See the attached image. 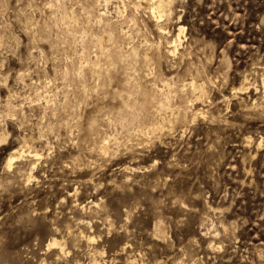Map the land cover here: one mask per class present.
<instances>
[{"label":"rangeland","instance_id":"rangeland-1","mask_svg":"<svg viewBox=\"0 0 264 264\" xmlns=\"http://www.w3.org/2000/svg\"><path fill=\"white\" fill-rule=\"evenodd\" d=\"M148 1L0 3V264H264V0Z\"/></svg>","mask_w":264,"mask_h":264},{"label":"clouds","instance_id":"clouds-1","mask_svg":"<svg viewBox=\"0 0 264 264\" xmlns=\"http://www.w3.org/2000/svg\"><path fill=\"white\" fill-rule=\"evenodd\" d=\"M0 3H3V9L5 13H10L14 11H18L21 14L23 13V9H15L11 7L12 0H0ZM152 0H149V6L151 5ZM15 4L19 5L20 0H15ZM44 7H49L47 4L41 5V7L36 10L42 11ZM29 9L33 8V5L30 3L28 5ZM13 19H19L18 15H14ZM163 19V17H161ZM163 31V29H161ZM20 37L19 36H10L4 37L0 36V48H3L4 51L0 52V56L5 57V60L8 59L6 53L12 52L15 55V48L19 47ZM5 60H0V71L6 72L3 76V79H0V85L4 87H9L8 81L12 76L10 71L6 70ZM21 81L19 78L16 79V84H20ZM12 95L18 96L19 93H15ZM16 110H20L22 115L23 105L21 103H17L15 105L9 104L7 110L0 111V157H2L9 149H11L16 141L22 138L28 129L26 128V123H30V121H21L20 116L14 115L13 113Z\"/></svg>","mask_w":264,"mask_h":264},{"label":"bare ground","instance_id":"bare-ground-1","mask_svg":"<svg viewBox=\"0 0 264 264\" xmlns=\"http://www.w3.org/2000/svg\"><path fill=\"white\" fill-rule=\"evenodd\" d=\"M136 1V0H135ZM143 1V0H142ZM147 1V0H146ZM165 0H152V3H151V5L150 6H152V8H151V11H152V9H153V11L156 9L157 10V15H158V18L161 16V11H162V9H161V7H162V3L164 2ZM138 2V1H137ZM140 2V1H139ZM149 2V1H148ZM141 3H143V2H141ZM145 4V3H144ZM147 4V3H146ZM138 5V4H137ZM168 5V4H167ZM141 7V6H140ZM146 7V6H145ZM148 7V6H147ZM144 8V7H143ZM148 9V8H147ZM166 9V8H165ZM149 12V11H148ZM164 12V11H163ZM150 13V12H149ZM153 14H155V13H153ZM153 14H151V15H153ZM152 17H154V16H152ZM155 18H157V17H155ZM161 19V18H160ZM160 19H158V22H160L159 20ZM157 20V19H156ZM161 21H162V19H161ZM157 22V23H158ZM157 23L155 24L156 26H159V24L157 25ZM166 26V25H165ZM165 26H164V24H163V26L161 25L159 28L160 29H163V31H161V32H163V33H166V29H165ZM180 27H179V29L178 30H180V32L181 31H183V29H184V26L183 25H179ZM157 28V27H156ZM157 30H159V29H157ZM159 32V31H158ZM160 32V33H161ZM167 34H169V33H167ZM171 34V33H170ZM177 34H178V32H177ZM162 36H164L163 34H161ZM176 37H178V38H176ZM176 37H173V39H172V44L171 45H173V48H174V50L176 49V48H178L177 47V43L178 42H176L177 41V39L179 40V34H178V36H176ZM102 38V37H101ZM104 38V37H103ZM166 38H168V37H166ZM167 40V39H166ZM100 41V40H99ZM101 41H103V40H101ZM169 41V40H168ZM171 42V41H170ZM170 44V43H169ZM179 44V43H178ZM179 46V45H178ZM101 47H103L102 46V43H101ZM168 47H170V46H168ZM168 49V48H167ZM173 51V50H172ZM171 51H170V49H169V53H170ZM176 52H177V50H176ZM175 52V53H176ZM171 53H173V52H171ZM174 54V53H173ZM120 55V54H119ZM120 57H121V55H120ZM195 80V79H194ZM196 81V80H195ZM187 82V81H186ZM191 83V82H190ZM192 83H193V81H192ZM199 83V82H198ZM183 84H184V82H183ZM195 84V83H194ZM194 84H191V85H194ZM197 85V84H196ZM203 85V84H202ZM202 85H201V87H202ZM188 86V85H187ZM157 88V87H156ZM200 88V87H199ZM199 88H197L198 90H199ZM203 88V87H202ZM201 88V89H202ZM158 89H159V87H158ZM163 89V88H162ZM186 89V88H185ZM190 89V88H189ZM193 90H195V89H193ZM203 90V89H202ZM157 92V91H156ZM160 92V91H159ZM158 92V93H159ZM162 92V91H161ZM191 92H192V89H191ZM157 93V94H158ZM200 93V92H199ZM201 93H202V91H201ZM162 94H163V92H162ZM193 95V94H192ZM196 95V94H195ZM198 96H200V95H198ZM155 97V96H154ZM153 97V99H157V98H154ZM144 101V100H143ZM142 103V102H141ZM164 104V103H163ZM166 104V103H165ZM164 104V105H165ZM166 105H168V104H166ZM142 106V105H141ZM143 106H144V103H143ZM152 106V105H151ZM169 106V105H168ZM167 106V107H168ZM161 107V106H160ZM160 107H159V109H160ZM158 108V107H157ZM164 108V107H163ZM165 109V108H164ZM159 111V110H158ZM164 113H167V112H164ZM172 113V112H171ZM173 114V113H172ZM171 114V116H173ZM174 114H176V113H174ZM161 115V114H160ZM163 115V114H162ZM167 115V114H166ZM177 115V114H176ZM165 116V115H164ZM160 117V116H159ZM156 118V117H155ZM163 118V117H162ZM172 118V117H171ZM174 118V117H173ZM178 118V117H177ZM174 119H176V118H174ZM165 119L163 118V119H161L160 121H158L157 123H156V126H159V125H161L162 126V124H163V121H164ZM168 120V119H167ZM170 121H171V119H170ZM175 121V120H174ZM172 122V121H171ZM171 122H169V123H171ZM166 123H167V121H166ZM165 124V123H164ZM154 126V125H153ZM156 128V127H155ZM22 149V148H21ZM31 149V148H30ZM23 150V149H22ZM29 150V149H28ZM36 151V150H35ZM14 152V151H13ZM28 153V152H27ZM15 154H16V152H14V153H12L11 155H10V157L8 158V161H7V166H11V164H12V161H13V159H14V157H15ZM20 154V153H19ZM22 154H23V152H22ZM30 154H32V151L30 152ZM33 154H34V152H33ZM35 154L37 155V152H35ZM34 154V155H35ZM32 156V155H31ZM22 157V156H21ZM31 174V173H30ZM51 244H59V242H58V240L57 239H53L52 240V242H51ZM62 244V243H61ZM60 246V245H59ZM60 248V247H59Z\"/></svg>","mask_w":264,"mask_h":264}]
</instances>
